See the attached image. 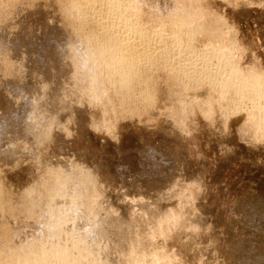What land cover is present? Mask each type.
I'll return each instance as SVG.
<instances>
[{"label":"rangeland","instance_id":"rangeland-1","mask_svg":"<svg viewBox=\"0 0 264 264\" xmlns=\"http://www.w3.org/2000/svg\"><path fill=\"white\" fill-rule=\"evenodd\" d=\"M101 1L96 0V4L99 3L98 6L103 3L102 7H98L101 8V11L95 8L97 7L96 4L94 5L95 0L94 2L93 0L86 2L88 5H84V3L81 5V8L84 7V9L79 16L81 19L84 18V21L82 20L84 23L79 21L80 24L78 23V25L80 29L83 27L81 30L84 33L93 29L92 32L97 33L96 37L98 38V35L104 37L105 33L109 39L111 37L110 40L117 36L114 40L116 43L114 41L108 42L115 47L112 45L113 48H111L109 45L114 50L113 56L121 55L118 58H116L117 56L113 57L119 61L113 60L118 63L120 70L127 66L126 62H121V60L127 61L126 58L128 57L127 63L129 62L130 65L133 59L136 61L134 62L137 65L135 68H142L139 69L140 72L137 70L138 74L145 75L143 77H145L146 86L144 85V87H146L145 90L148 95H151H149L150 101L142 99L141 96L139 97L140 94L137 92L138 95L134 91L130 92L134 98L128 94L120 95L122 97H119L116 103L110 99L99 100L100 102L97 100V102L95 98L84 91V84L87 83L85 80L89 79H86L85 75L81 76L78 70L79 65H75L79 59H74L76 62L74 64V60L71 59L73 58L71 56L73 55V50H71L73 47L72 45L68 46L69 42L66 41L68 39L66 37L72 36L70 32L76 30V27L74 30L72 26L78 22V16L76 18L73 15V17L75 16L72 20L74 23L70 22L69 24H72L70 27L69 24H66L71 21L70 19L67 20L69 15L68 17H66L67 15L64 16V13L68 14L69 11L71 14L73 0H0V36L3 38L6 36L7 40L10 39L11 43L16 44L15 47L19 46L18 49L15 48L18 51L12 50L11 48L14 47L10 46L11 48H5L1 51L2 53L0 52V141L2 142H0V183H3L0 188L1 186L6 187L1 188L6 189L0 193H4L2 196L5 195L3 196L5 201L2 198L3 201L6 202V199H9L7 201L9 205L11 201L14 204L17 196L18 199L16 200L18 201L19 196L23 194L24 190L27 191V188H29L28 190L36 188L42 195H45L48 191L45 186L47 179L53 178V175H56L53 173H58L59 169L64 168L65 173H71V175L64 174L71 179L76 178V176L81 179V176L89 174L94 180L89 177L91 179L90 184L93 186L89 185L87 188L92 189L91 192L93 193L97 189V191L95 190L96 195H94L96 196L95 201L98 200L102 207L99 211L100 216H103L101 218L106 220L108 217L110 218L109 214L111 213L113 214L111 217L115 215L114 218L120 220V215L124 213L122 215H125V218H122L126 222L121 218L123 223L120 222V225L124 223L123 226L129 225L127 227L131 229V235L133 231H136L134 234L140 233V231L145 232L143 235H146V241L154 246V248L152 247L153 251L157 253V262L156 260L151 261L150 258L148 260L147 256V264H264V0H194L193 2L190 0L187 2L186 0H171L175 7L180 10L186 9L182 10L183 13H178L181 16H186L187 10L190 9L191 11V8L193 12L200 9L199 12L201 13H197L198 17L191 20V23L185 24L188 25L187 27L183 25L181 26L182 29L177 28L176 30L175 28V31L172 30L174 27L164 26L159 20V22L154 20L155 23L149 16L143 17L144 15L134 13L130 9L129 11L125 3L119 4L120 7L115 6L116 8L113 10L112 6H110L111 8L108 7L110 5L108 0H105L108 3L104 0L101 3ZM185 3H189L190 6ZM195 3L199 5L197 6ZM186 6L189 8L187 9ZM121 7L122 9H120ZM166 8L170 7L166 6ZM95 13H99L98 16ZM130 14H133V17ZM135 15L141 17L138 19V16ZM201 19L206 22L207 26L211 25L210 28L208 27L209 29L204 25L208 31L202 27L205 23ZM194 20L199 23L201 21V23L199 24ZM129 22H131L130 25ZM136 23L140 28L143 26V29L140 30L148 32L149 40L139 39L137 33L136 36L133 33H128L129 29ZM97 24L100 25V28ZM214 24L219 30L218 32L217 30L214 31L217 34L214 32L211 34ZM218 25H221V28ZM189 28L190 31L192 29L191 32ZM97 30L104 33L98 34ZM174 32H178L179 35L175 33L173 38L170 35H173ZM159 34L163 35L161 40L156 37ZM184 34L189 39L185 38ZM171 38L175 40L170 41ZM96 43L93 46H96ZM164 43L166 47L162 46ZM146 45L150 48L148 49ZM233 46L236 48L234 49ZM127 48L134 49L128 51ZM135 49L137 52L138 50L141 51L137 53ZM115 50L120 51V54ZM123 53L126 54L125 57L122 55ZM133 55L137 57L134 58ZM129 58L133 59L129 61ZM120 62L125 65L123 64V66ZM74 66L75 68H73ZM236 67L238 70H235ZM252 73L262 77H260L262 79L261 88L259 91H255L256 93L253 90H245L244 85L241 87V85L236 84V75L250 76ZM254 74L252 75L255 76ZM98 79L103 91L109 88L110 81L108 79L101 77ZM6 83L12 87H8ZM78 87L80 89L82 87V89L80 90ZM180 91L183 92L180 93ZM260 99L261 101H259ZM31 100L33 101L31 102ZM43 105L50 111V114L51 111L56 113V115L52 113L54 116L51 114L52 120H50L53 122L49 121L44 130L47 136L41 134L36 137L34 133V135L30 134L25 144L29 147L35 145L29 156L27 154L29 152L27 151L28 146L26 145L27 149H25V147L22 148V143H17L16 147L19 151L14 149L13 152L18 154L8 153L9 156L11 155V159L10 157L7 159V156L4 155L5 153L7 155V152L4 153L6 151L4 150L5 146L8 148L11 145V139H14L13 133L8 131L9 127H12L15 119H18L15 121L16 125L20 123L19 119H29L30 117L26 116H32L33 113H36V111L32 113L33 109L37 110L36 106H40L37 111L41 109L42 112L44 110L43 114L48 112ZM260 112L263 113L260 114ZM14 115L17 118H14ZM10 120H13L12 124ZM2 122L6 125L3 126ZM22 122L24 121H21V124ZM3 127L5 128L4 132ZM6 134L9 138L12 136L10 140L8 139L7 145L5 143L7 141ZM34 139L38 141L33 143L35 142ZM12 144L14 145V142ZM17 148L16 150H18ZM23 149L26 153L24 151L22 153ZM31 152H35L37 156L34 155L33 158L34 153ZM14 157L15 160L17 159L16 161L13 160ZM31 170L32 173H30ZM93 173L96 174V178L93 177ZM75 178L70 180L72 182L69 184L72 183V186L74 181L75 186L76 181L82 180ZM149 186L153 189L148 190ZM134 190L137 194L133 192ZM138 190L142 192L138 193ZM79 191L81 192V190ZM97 192H103L104 196L101 197L102 194ZM167 194L170 197L169 195L166 196ZM106 195L107 198H105ZM114 198L118 199V202ZM103 200L106 201V205ZM8 203H6L7 206ZM102 205H105L104 208ZM103 209L107 210L106 212L109 211L108 217ZM184 211L185 213H183ZM32 214H29V218H32H28L29 224L34 221L33 218L35 221L37 219L39 222L41 221L40 213L37 210H34ZM25 220H27L26 217ZM34 222L33 224H35ZM140 224H143L142 228L144 229L141 228ZM5 225L3 229L0 227V238L5 237L2 235L4 233V235H8L7 237L9 234L15 235V224L9 223V225H14V228ZM126 241H122L124 245L128 243ZM0 242L3 243L4 241ZM4 244L10 246L7 241ZM4 244L0 246L2 248L0 252L3 253L10 249V247L4 249L7 247ZM129 250V252H133V246L130 245ZM12 253L9 256L11 260L8 259L7 264L9 260V264H16V255H13L14 261L11 257ZM22 262L19 261L17 264H23L24 262ZM53 262L50 259L38 263L54 264ZM133 262L132 264H136L135 261Z\"/></svg>","mask_w":264,"mask_h":264},{"label":"bare ground","instance_id":"bare-ground-1","mask_svg":"<svg viewBox=\"0 0 264 264\" xmlns=\"http://www.w3.org/2000/svg\"><path fill=\"white\" fill-rule=\"evenodd\" d=\"M4 1V0H3ZM10 1V0H9ZM12 1V0H11ZM92 1V0H91ZM101 0H99V2H100ZM103 1V0H102ZM102 1H101V3H102ZM105 1V0H104ZM103 1V2H104ZM107 1V0H106ZM105 1V2H106ZM109 1V3H110V5L108 6V7H110V6H112V8H113V10H114V8H116L115 6H117L118 5V7H120L119 6V4H121V5H123L122 3H125L126 4V6H127V8H128V10L130 9V10H132V11H134V13L136 12V13H138V14H140V15H144L143 17H145V15H146V17H151V19L154 21V20H156L157 22H159V21H161L162 22V24L165 26V25H167V26H170V27H174V29H172L173 31H175V28H176V30H177V28H180V29H182L181 28V26H186L185 24H187L188 22H190L191 20H193V19H195L196 17H198V14L197 13H200L199 11H200V9H198V11H196V12H193L192 11V8H191V11H190V9H188L189 7L188 6H190V4L189 3H187L188 4V6H186V8L188 9L187 10V15L186 16H181L180 14H178L179 12H182V10H184L185 8H183L182 10H180L178 7H175L174 6V4L172 5V3L171 2H173V1H171V0H148V1H145V0H108ZM190 1H194V0H190ZM28 2V1H27ZM65 2V1H64ZM71 2V1H70ZM69 2V3H70ZM86 2H90V0H73V2H72V6H71V4H70V6H71V8H72V12H71V14H69L70 13V11H69V13L67 14H65L64 13V16L65 15H67L66 17H68V15H69V18L67 19V20H71V21H66V22H68V23H66V24H69L70 22H73L72 20H74V18H75V16H76V18H77V16H78V18L80 17L79 15H80V12H82L83 13V11H82V9H84V7L83 8H81V5L84 3V5L86 4V5H88ZM93 2H94V0H93ZM184 2V1H183ZM186 2H187V0H186ZM189 2V1H188ZM196 2V1H195ZM97 2H96V0H95V3H94V5L96 4ZM100 3V4H101ZM106 3H108V2H106ZM175 3V2H174ZM176 3H178V2H176ZM181 3V2H180ZM197 3V2H196ZM195 3V4H196ZM4 4V3H3ZM2 4V5H3ZM68 4V3H67ZM91 5H92V2L90 3ZM99 4V3H98ZM98 4H96V6L97 7H95V8H98L99 6H101V5H99L98 6ZM186 4V3H185ZM186 4V5H187ZM83 5V6H84ZM108 5V4H107ZM193 5V4H192ZM191 5V6H192ZM197 5V4H196ZM199 5V4H198ZM197 5V6H198ZM6 6V5H5ZM166 6H169L170 8H166ZM179 6H181V4H179ZM184 6V5H183ZM69 7V6H68ZM68 7H66V8H68ZM89 7V6H88ZM91 7V6H90ZM89 7V8H90ZM102 7V6H101ZM4 8V7H3ZM7 8V7H6ZM70 8V9H71ZM87 8V7H86ZM103 8H105V7H103ZM111 8V7H110ZM166 8V9H165ZM182 8V7H181ZM88 9V8H87ZM99 9V8H98ZM101 9V8H100ZM99 9V10H100ZM107 9V8H106ZM118 9V8H117ZM120 9H122V7L120 8ZM7 10V9H6ZM65 10V9H64ZM67 10V9H66ZM65 10V11H66ZM125 10V9H124ZM127 10V9H126ZM125 10V11H126ZM129 10V11H130ZM179 10V11H178ZM186 10V9H185ZM101 11V10H100ZM105 11V10H104ZM116 11V10H115ZM86 12H88L87 10H86ZM86 12H84V13H86ZM112 12V11H111ZM110 12V13H111ZM114 12V11H113ZM119 12V14H120V10L118 11ZM117 12V13H118ZM9 13V12H8ZM122 13V12H121ZM125 13V12H124ZM132 13V12H131ZM183 13V12H182ZM5 14V13H4ZM3 14V15H4ZM77 14V15H76ZM95 14H97V13H95ZM99 14V13H98ZM98 14H97V16H98ZM112 15H113V13H111ZM201 14V13H200ZM203 14V13H202ZM63 15V14H62ZM73 15H75L74 17H73ZM88 15V14H87ZM86 15V16H87ZM105 15V14H104ZM123 15V14H122ZM125 15H127V14H125ZM131 15V14H130ZM133 15V14H132ZM131 15V16H132ZM7 16V15H6ZM63 16V17H64ZM82 16V15H81ZM91 16V15H90ZM96 16V15H95ZM103 16V15H102ZM114 16V15H113ZM135 16H138V15H135ZM134 16V17H135ZM200 16V15H199ZM202 16V15H201ZM200 16V17H201ZM217 16V15H216ZM215 16V17H216ZM8 17V16H7ZM6 17V18H7ZM65 17V18H66ZM88 17V16H87ZM87 17H85L86 19H87ZM93 17V16H92ZM125 17V16H124ZM127 17V16H126ZM130 17V16H129ZM133 17V16H132ZM139 17H141V16H138V19H139ZM73 18V19H72ZM77 18V20H78V22L77 23H74L75 25L74 26H72V24L70 25L69 24V26L71 27L72 26V29H74L75 27V32H70V34L72 35L71 37L69 36V37H66V41H67V43L69 44L68 46H70V45H72V47H73V49H71V50H73L72 52L70 51V54L72 53L73 55H71L73 58H71L72 60H74V59H79V61L77 60V62L78 63H76L75 62V60H74V64L76 65V66H78V70H79V72L81 73V76L83 77V75H85L86 76V79H89V80H85L86 82V85L84 84V86H85V88H84V91L87 93V94H89L90 96H92L93 98H95L96 99V101L98 100H103V99H110V100H112V101H115V103H116V101H117V99H119V97H122V96H120V95H128V94H130V92H134V93H137L138 95H139V97L141 96L142 97V99H146V100H149L150 101V96L148 95V93L146 92V87H144V85L146 84L145 82V77H143V76H145V75H141L142 73H140V74H138V72H140V70L142 69H140V68H135V66H137L136 64H134V62H136V61H134V59L133 58H131V59H133V62H132V64L134 65H130V64H128L127 63V61H128V57L126 58V60L127 61H124V60H121V62L123 61V62H126V64H127V66H125V67H120L121 68V70L118 68L119 67V65H118V63H115L116 61H114V60H117V59H114L113 57H116V58H118V56H121V55H115V56H113V51L114 50H112L111 48H113L114 47V45H113V47H112V45L111 44H109V43H112L114 40H116V38H117V36H116V38L114 39V38H112V40H110L111 39V37H110V39L108 38V35L106 36V33H105V35H104V37H101V35H98L99 36V38L98 37H96L97 36V33L95 34V32L93 33L92 32V30L91 31H88V32H83L81 29L83 28H81L80 29V27H79V25H78V23H79V21H82L83 19H81V17H80V19H78ZM101 18V17H100ZM99 18V19H100ZM136 18V17H135ZM119 19V18H118ZM142 19H146V18H142ZM200 19V18H199ZM205 19V18H204ZM217 19V18H216ZM89 20V19H88ZM95 20V19H94ZM102 20V19H101ZM120 20V19H119ZM126 20V19H125ZM129 20V19H128ZM127 20V21H128ZM144 20H142V22H145ZM150 20V19H149ZM159 20V21H158ZM202 20V19H201ZM219 21H220V19H218ZM84 21V20H83ZM82 21V22H83ZM110 21V20H109ZM126 21V22H127ZM132 21V20H131ZM135 21V20H134ZM136 21H137V19H136ZM141 21V20H140ZM147 21V20H146ZM152 21V22H153ZM195 21V20H194ZM193 21V22H194ZM203 21V20H202ZM214 21V20H213ZM216 21V20H215ZM218 21V22H219ZM76 22V21H75ZM86 22V21H85ZM107 22V21H106ZM106 22H104V23H106ZM112 22V21H111ZM149 22V21H148ZM151 22V21H150ZM155 22V21H154ZM154 22L152 23V24H154ZM195 22H198V21H195ZM65 23V22H64ZM84 23V22H83ZM99 24H100V22H98ZM101 23H102V21H101ZM113 23V22H112ZM138 23V22H137ZM136 23V25H134L133 27H131L130 29H129V31H128V33L130 34H136L137 33V35L139 36V39H143V40H149V34H148V32L146 33V32H144V30L142 31V30H140L141 28L139 27V25ZM141 23V22H140ZM156 23V22H155ZM191 23V22H190ZM199 23V22H198ZM200 23H201V21H200ZM199 23V24H200ZM203 23H205V24H203ZM203 26L202 27H204V28H210L211 27V25L210 26H207V24H206V22H204L203 21ZM80 24V23H79ZM86 24V23H85ZM84 24V25H85ZM121 24V23H120ZM131 24V22H129V25ZM161 24V25H162ZM201 24V25H202ZM209 24H211V23H209ZM218 24V23H217ZM216 24V25H217ZM220 24H222V23H220ZM98 25V24H97ZM101 25V24H100ZM100 25H98V27L100 26ZM108 25V24H107ZM128 24H127V26H129ZM138 25V26H137ZM145 25H148V24H145ZM161 25H159V26H161ZM192 25V24H191ZM194 25V24H193ZM206 27H205V26ZM61 26H62V24H61ZM105 26V25H104ZM120 26V25H119ZM132 26V25H131ZM188 26V25H187ZM186 26V27H187ZM195 26V25H194ZM193 26V27H194ZM196 26H197V23H196ZM213 26V25H212ZM219 26V25H218ZM217 26V27H218ZM221 26V25H220ZM219 26V27H220ZM112 27V26H111ZM130 27V26H129ZM148 27V26H147ZM191 27V26H190ZM201 27V28H202ZM218 27V28H219ZM64 28V27H63ZM66 28H67V26H66ZM100 28V27H99ZM120 28V27H119ZM160 28V27H159ZM163 28V27H162ZM168 28V27H167ZM192 28V27H191ZM206 28V29H207ZM208 28V29H209ZM215 28V29H214ZM214 28H212L213 30L211 31L212 33L211 34H213V32L215 31V30H217L216 29V26H215V24H214ZM221 28V27H220ZM68 29V28H67ZM70 29V28H69ZM95 29H96V27H95ZM94 29V30H95ZM143 29V28H142ZM146 29V28H145ZM194 29V28H193ZM196 29V28H195ZM200 29V28H199ZM208 29H207V31H208ZM73 30V31H74ZM103 30V29H102ZM105 30V29H104ZM103 30V31H104ZM120 30V29H119ZM147 30V29H146ZM168 30V29H167ZM179 30V29H178ZM66 31V30H65ZM69 31V30H68ZM72 31V30H71ZM106 31V30H105ZM113 31V30H112ZM156 31V30H155ZM169 31V30H168ZM173 31H171V32H173ZM189 31H190V28H189ZM191 31H192V29H191ZM190 31V32H191ZM197 31H198V33H199V30H198V27H197ZM219 30H217V32H218ZM227 32H228V30H226ZM67 32V31H66ZM97 32H98V30H97ZM107 32V31H106ZM127 32V31H126ZM179 32V31H178ZM178 32H174V33H172L173 35H170V36H172L173 38H174V35H176V34H178ZM188 32V31H187ZM186 32V33H187ZM210 32V31H209ZM209 32H207V33H209ZM216 32V31H215ZM214 32V34H217V33H215ZM221 32V31H220ZM219 32V33H220ZM103 34L104 32H101V31H99L98 32V34ZM176 33V34H175ZM179 33H181V32H179ZM226 33V32H225ZM69 34V33H68ZM116 34V33H115ZM114 34V35H115ZM125 34V33H124ZM123 34V35H124ZM221 34V33H220ZM223 34V33H222ZM62 35H63V33H62ZM117 35V34H116ZM133 35V36H134ZM152 35V34H151ZM179 35V34H178ZM177 35V36H178ZM190 35H192L191 33H190ZM196 35V34H195ZM24 36V35H23ZM64 36V35H63ZM66 36H68V35H66ZM103 36V35H102ZM110 36H112L111 34H110ZM122 36V35H121ZM121 36H119L120 38H121ZM127 36V35H126ZM136 36V35H135ZM163 36V35H162ZM162 36H161V34H159V35H157L156 37H159V39L160 38H162ZM181 36V35H180ZM184 36H185V34H184ZM212 36H215V35H212ZM211 36V37H212ZM224 36V35H223ZM65 37V36H64ZM101 37V38H100ZM165 37V36H164ZM166 37H168V36H166ZM182 37V36H181ZM189 37V36H188ZM192 37V36H191ZM194 37V36H193ZM218 37H219V35H218ZM7 37L5 36V38H3L2 36H0V52L3 50V49H5V48H8V47H14V48H11L12 50L13 49H15L16 47H17V49L19 48V46L17 45L16 47H15V45L16 44H14V43H11L10 42V39H6ZM9 38V37H8ZM97 38V39H96ZM129 38V37H128ZM135 38V37H134ZM173 38H171V40L170 41H174L175 39H173ZM185 38H187L186 36H185ZM17 39V38H16ZM124 39V38H123ZM168 39V38H167ZM187 39H189V38H187ZM186 39V40H187ZM12 40H15V39H12ZM51 40V39H50ZM55 40H57V39H55ZM128 40V39H127ZM161 40V39H160ZM166 40V39H165ZM164 40V41H165ZM191 40H193V39H191ZM230 40V39H229ZM228 40V41H229ZM65 41V42H66ZM110 41H112V42H110ZM227 41V42H228ZM15 42H17L16 40H15ZM61 42V41H60ZM96 43L97 45L96 46H93V44L94 43ZM109 42V43H108ZM120 42H123V41H121L120 40ZM128 42V41H127ZM177 42V41H176ZM180 42V41H179ZM182 42V41H181ZM187 42H189V41H187ZM236 42V41H235ZM10 43H11V45H10ZM55 43V42H54ZM53 43V44H54ZM59 43V42H58ZM114 43H116L115 41H114ZM168 43V42H167ZM170 43H172V42H170ZM174 43V42H173ZM190 44H192L191 42H189ZM13 44H14V46H13ZM17 44H19V43H17ZM51 44V43H50ZM182 44V43H181ZM185 44H186V41H185ZM188 44V43H187ZM25 45V44H24ZM61 45V44H60ZM95 45V44H94ZM109 45H111V48L109 47ZM118 45V44H117ZM121 45H123V44H121ZM157 45V44H156ZM166 44L164 43L162 46H164V47H166L165 46ZM230 45V44H229ZM231 45H233V44H231ZM235 45V44H234ZM116 46V45H115ZM129 46V45H128ZM127 46V47H128ZM147 46V45H146ZM189 46V45H188ZM192 46V45H191ZM223 46V45H222ZM27 47V46H26ZM41 47V46H40ZM117 47V46H116ZM123 47H125V46H123ZM133 47V46H132ZM143 47V46H142ZM178 47H180V46H178ZM234 47V46H233ZM233 47H232V49H233ZM238 47V46H237ZM9 48V49H10ZM115 48V47H114ZM118 49H120L119 47H117ZM116 48V49H117ZM138 48V47H137ZM140 48V47H139ZM147 48H148V46H147ZM150 48V47H149ZM148 48V49H149ZM163 48V47H162ZM217 48V47H216ZM221 48V47H220ZM224 48V47H223ZM236 48V46L234 47V49ZM239 48V47H238ZM17 49H15L16 51H18ZM53 49H55V48H53ZM126 49V48H125ZM128 49V48H127ZM132 49H134V48H132ZM132 49H128V51L129 50H132ZM159 49V48H158ZM189 49V48H188ZM241 49V48H240ZM239 49V50H240ZM11 50V51H12ZM136 50V49H135ZM176 50V49H175ZM187 50V49H186ZM229 50V49H228ZM115 51H117V50H115ZM122 51V50H121ZM123 51H124V49H123ZM141 50H138V52H137V50H136V52L137 53H139ZM185 51V50H184ZM15 52V51H14ZM119 52V54H120V51H117V53ZM132 52V51H131ZM207 52V51H206ZM214 52V51H213ZM237 52H238V49H237ZM2 53V52H1ZM21 53V52H20ZM65 53H67V52H65ZM175 53V52H174ZM218 53V52H217ZM222 53H224V52H222ZM234 53H235V51H234ZM15 54H18V53H15ZM22 54V53H21ZM24 54V53H23ZM126 54H127V51H126ZM126 54H122L124 57H125V55ZM131 54V53H130ZM133 54V53H132ZM131 54V55H132ZM141 54V53H140ZM179 54V53H178ZM3 55V54H2ZM25 55V54H24ZM23 55V56H24ZM128 55V54H127ZM137 55V54H136ZM135 55V56H136ZM139 55V54H138ZM142 55V54H141ZM151 55V54H150ZM164 55H166V54H164ZM205 55V54H204ZM213 55V54H212ZM70 56V57H71ZM135 56L133 55L132 57H134L135 58ZM145 56H146V53H145ZM172 56H174V55H172ZM200 56V55H199ZM219 56H220V54H219ZM230 56V55H229ZM239 56V55H238ZM78 57V58H77ZM137 57V56H136ZM165 57V56H164ZM28 58V57H27ZM120 58H122V57H120ZM144 58V57H143ZM212 58V57H211ZM4 59V58H3ZM15 59V58H14ZM20 59V58H19ZM62 59H63V57H62ZM114 59V60H113ZM123 59V58H122ZM131 59L129 58V61H131ZM153 59V58H152ZM167 59V58H166ZM177 59V58H176ZM136 60V59H135ZM173 60V59H172ZM207 60V59H206ZM2 61V60H1ZM7 61V60H6ZM117 61H119V60H117ZM163 61V60H162ZM230 61H231V59H230ZM14 62V61H13ZM17 62H18V59H17ZM40 62V61H39ZM66 62V61H65ZM120 62V64H122ZM139 62V61H138ZM187 62V61H186ZM207 62H208V60H207ZM143 63V62H142ZM147 63V62H146ZM153 63V62H152ZM236 63V62H235ZM5 64V63H4ZM11 64V63H10ZM78 64V65H77ZM124 64V63H123ZM122 64V65H123ZM190 64V63H189ZM195 64V63H194ZM42 65V64H41ZM118 65V66H117ZM125 65V64H124ZM123 65V66H124ZM138 65H139V63H138ZM144 65V64H143ZM150 65V64H149ZM180 65V64H179ZM191 65V64H190ZM258 65V64H257ZM121 66V65H120ZM141 67H143L142 65H140ZM148 66V65H147ZM178 66V65H177ZM182 66V65H181ZM225 66H227V65H225ZM233 66H235V65H233ZM232 66V67H233ZM20 67V66H19ZM33 67V66H32ZM139 67V66H138ZM145 67V66H144ZM191 67V66H190ZM190 67H188V68H190ZM11 68V67H10ZM73 68H75V66L73 67ZM77 68V67H76ZM164 68V67H163ZM194 68V67H193ZM192 68V69H193ZM206 68H207V66H206ZM234 68V67H233ZM252 68V67H251ZM12 69V68H11ZM140 69V70H139ZM195 69V68H194ZM237 69V67L235 68V70ZM22 70V69H21ZM77 70V69H76ZM137 70H138V72H137ZM179 70V69H178ZM222 70V69H221ZM232 70V69H231ZM234 70V69H233ZM238 70V69H237ZM257 70V69H256ZM22 71H24V70H22ZM146 71V70H145ZM171 71V70H170ZM26 72H27V70H26ZM76 72V71H75ZM142 72V71H141ZM173 72V71H172ZM171 72V73H172ZM191 72V71H190ZM194 72V71H193ZM232 73H233V71H231ZM256 72V71H255ZM32 73V72H31ZM31 73H29V74H31ZM183 73V72H182ZM187 73V72H186ZM207 73V72H206ZM231 73V74H232ZM238 73H241V72H238ZM237 73V74H238ZM262 73V72H261ZM20 74H21V72H20ZM143 74H145V73H143ZM156 74V73H155ZM166 74V73H165ZM236 74V73H235ZM234 74V75H235ZM248 74H249V72H248ZM252 74H254V73H252ZM250 75V76H248V75H246V76H237L236 75V80H237V83L236 84H239V85H241V87H242V85H244V87L246 88L245 90H253V92H255V91H259V89L261 88L260 86H261V76H258V75H256V74H254L255 76H253V75ZM173 75V74H172ZM201 75V74H200ZM230 75V74H229ZM233 75V76H234ZM74 76V75H73ZM76 76V75H75ZM79 76V75H78ZM84 76V77H85ZM196 76V75H195ZM231 76V75H230ZM104 78V79H108L109 81H110V86H109V88H107V89H109V90H105V91H103L102 89H101V87H102V85H101V83L99 82L100 80L98 79V78ZM261 77V78H260ZM80 78V77H79ZM150 78V77H149ZM228 78H230V77H228ZM101 79V80H102ZM152 79V78H151ZM233 79V78H232ZM232 79H230L231 81H232ZM107 80V81H108ZM154 80V79H153ZM89 81V82H88ZM200 81V80H199ZM105 82H106V80H105ZM148 82V81H147ZM201 82V81H200ZM204 82V81H203ZM233 82H235L234 80H233ZM263 82V81H262ZM8 83V82H7ZM6 83V84H7ZM107 83H109V82H107ZM229 83V82H228ZM264 83V82H263ZM81 84V83H80ZM8 85V84H7ZM182 85V84H181ZM196 85V84H195ZM224 85V84H223ZM232 85V84H231ZM263 85V84H262ZM17 86V85H16ZM77 86H79V85H77ZM146 86V85H145ZM155 86V85H154ZM158 86V85H157ZM5 87H6V85H5ZM8 87H10V85H8ZM12 87V86H11ZM10 87V88H11ZM15 87V86H14ZM104 87V86H103ZM239 87V86H238ZM16 88V87H15ZM79 89H80V87H78ZM149 88V87H148ZM184 88V87H183ZM76 89V88H75ZM81 89H82V87H81ZM80 89V90H81ZM177 89V88H176ZM200 89V88H199ZM237 89V88H236ZM242 89V88H241ZM263 89V88H262ZM15 90V89H14ZM151 90V89H150ZM264 90V89H263ZM78 91V90H77ZM83 91V90H82ZM83 91V92H84ZM174 91V90H173ZM194 91V90H193ZM74 92V91H73ZM79 92V91H78ZM84 92V93H85ZM183 91H180V93H182ZM262 92V91H261ZM264 92V91H263ZM262 92V93H263ZM10 93H12V92H10ZM76 93V92H75ZM153 93V92H152ZM186 93V92H185ZM196 93V92H195ZM234 93V92H233ZM256 93V92H255ZM254 93V94H255ZM258 93V92H257ZM262 93H258V94H262ZM13 94V93H12ZM32 94V93H31ZM34 94V93H33ZM62 94V93H61ZM154 94V93H153ZM226 94V93H225ZM236 94V93H235ZM241 94V93H240ZM57 95V94H56ZM131 96L133 95V94H130ZM195 95V94H194ZM198 95H200V94H198ZM29 96H31V95H29ZM33 96V95H32ZM60 96V95H59ZM153 96V95H152ZM205 96V95H204ZM255 96V95H254ZM259 96V95H258ZM257 96V97H258ZM261 96V95H260ZM259 96V97H260ZM56 97V96H55ZM124 98H126V96H123ZM129 97V96H128ZM133 97V96H132ZM138 97V96H137ZM196 97V96H195ZM257 97H255L256 99H257ZM30 98H32V97H30ZM41 98V97H40ZM123 98V99H124ZM134 98V97H133ZM132 98V99H133ZM136 98V97H135ZM194 98V97H193ZM198 98V97H197ZM262 98V97H261ZM36 99V98H35ZM55 99V98H54ZM60 99V98H59ZM92 99V98H91ZM121 99V98H120ZM128 99H130V98H128ZM142 99H140V100H142ZM28 100H29V97H28ZM56 100V99H55ZM89 100V99H88ZM122 100V99H121ZM126 100V99H125ZM245 100V99H244ZM262 100H263V98H262ZM33 100H31V102H32ZM40 100H38V102H39ZM54 101V100H53ZM58 101V100H57ZM97 101V102H98ZM109 101V100H108ZM120 101V100H119ZM127 101V100H126ZM130 101V100H129ZM132 101V100H131ZM259 101H261V99L259 100ZM30 102V103H31ZM41 102V101H40ZM89 102V101H88ZM100 102V101H99ZM104 102H105V100H104ZM121 102V101H120ZM142 102V101H141ZM164 102V101H163ZM168 102V101H167ZM42 103V102H41ZM62 103H64L63 102V100H62ZM102 103V102H101ZM118 103V102H117ZM123 103V102H122ZM126 103V102H125ZM136 103V102H135ZM44 104V103H43ZM53 104V103H52ZM52 104H50V105H52ZM119 104V103H118ZM133 104V103H132ZM259 104H261V103H259ZM38 105V104H37ZM46 105V104H45ZM61 105V104H60ZM63 105V104H62ZM61 105V106H62ZM120 105V104H119ZM182 105V104H181ZM48 106H49V104H48ZM57 106H58V104H57ZM67 106V105H66ZM124 106V105H123ZM145 106V105H144ZM170 106V105H169ZM183 106V105H182ZM187 106V105H186ZM259 106V105H258ZM262 106V105H261ZM264 106V105H263ZM262 106V107H263ZM38 106H36V109L38 110L39 109V107L37 108ZM43 107H45L44 105H43ZM42 106H41V108H43ZM51 107V106H50ZM49 107V108H50ZM65 107V106H64ZM155 107V106H154ZM179 107V106H178ZM177 107V108H178ZM251 107V106H250ZM262 107H260V108H262ZM34 108H35V106H34ZM63 108V107H62ZM122 108V107H121ZM151 108V107H150ZM167 108V107H166ZM186 108V107H185ZM200 108V107H199ZM237 108V107H236ZM44 109V108H43ZM45 109L46 110H48L46 107H45ZM68 109V108H67ZM141 109V108H140ZM189 109V108H188ZM25 110V109H24ZM37 110H35V109H33V111H32V113L34 112V111H36V113H33L32 114V116L31 115H29V116H26V114H25V116L26 117H32L31 119L29 118V119H26V118H21V119H23V120H20L19 119V122L20 123H18V125H16L17 123L15 122L16 120L18 121V119H15L14 121H13V123L14 124H12V121H11V126L12 127H9V132L10 133H13V137H14V139L12 140L11 138H12V136H10V138H9V136H7V134H6V137H7V141L5 142L6 143V145L8 144L7 142H9V140L11 139V141L12 142H14V145L12 144V142H10L11 143V145H9L8 146V148H10V149H8V148H6V146H5V149L4 150H6V151H4V153L5 152H7V155H6V153L4 154L5 156H7L6 158L8 159V157H10L9 156V154H11V153H14L15 155H17L18 153H15V152H13L14 151V149H15V151H19V149L16 147L17 146V143H22L23 144V147L22 148H24L25 147V149H27L26 148V145L27 144H25L26 143V140L28 141V136H30V134H35V136L37 137L38 135L40 136L41 134L43 135L44 134V136L46 135L45 133H44V130L46 129V127H47V124L49 123V121L50 122H53V121H51L52 120V117H51V114L54 112V111H51V114H50V111L48 110V112H47V114H46V112L43 114L42 112H44V110H42V112L39 110V111H37ZM52 110V109H51ZM63 110H64V108H63ZM139 110V109H138ZM207 110H208V108H207ZM261 110V109H260ZM31 111V110H30ZM168 111V110H167ZM182 111V110H181ZM26 112V111H25ZM41 112V113H40ZM64 112H66L65 110H64ZM129 112V111H128ZM139 112V111H138ZM206 112V111H205ZM259 112V111H258ZM145 113V112H144ZM183 113H185V112H183ZM190 113V112H189ZM209 113V112H208ZM263 113V112H262ZM261 112H260V114H262ZM18 114V113H17ZM30 114V113H29ZM53 114H55L56 115V113H53ZM52 114V115H53ZM127 114V113H126ZM19 115V114H18ZM66 115V114H65ZM131 115V114H130ZM141 115V114H140ZM182 115V114H181ZM13 116V115H12ZM15 116V115H14ZM54 116V115H53ZM132 116V115H131ZM154 116V115H153ZM180 116V115H179ZM260 116V115H259ZM20 117H22V116H20ZM19 117V118H20ZM24 117V116H23ZM58 117V116H57ZM121 117V116H120ZM256 117V116H255ZM14 118H17V116H15ZM132 118V117H131ZM150 118V117H149ZM171 118V117H170ZM257 118V117H256ZM259 118V117H258ZM13 119V118H12ZM35 119H37V120H35ZM51 119V120H50ZM54 120L56 119L55 117L53 118ZM138 119V118H137ZM260 119V118H259ZM63 121L65 120V118L64 119H62ZM125 120V119H124ZM184 120V119H183ZM252 120V119H251ZM21 121H24V122H22V124H21ZM33 121H35L34 123H33ZM56 122V121H55ZM178 122V121H177ZM16 123V124H15ZM105 123V122H104ZM183 123H185V122H183ZM250 123V122H249ZM2 124H4L3 126H5L6 124L5 123H3L2 122ZM21 124V125H20ZM56 124V123H55ZM61 124V123H60ZM252 124V123H251ZM254 124V123H253ZM13 125H15V126H13ZM56 126V125H55ZM256 126V125H255ZM1 127V126H0ZM257 127V126H256ZM4 128V127H3ZM49 129V128H48ZM5 131V128H4V130H3V132ZM244 131V130H243ZM251 131V130H250ZM46 133H48V132H46ZM33 134V135H34ZM3 135V134H2ZM1 135V136H2ZM251 135V134H250ZM47 136V135H46ZM45 136V137H46ZM6 137H5V140H6ZM32 138H34V136H32ZM42 138V137H41ZM1 139H2V137H1ZM9 139V140H8ZM43 139V138H42ZM46 139V138H45ZM44 139V140H45ZM36 139H34V141H35ZM4 141V140H3ZM31 141H33L32 139H31ZM38 141V140H37ZM37 141H35V142H33V143H36ZM42 141V140H41ZM1 142V141H0ZM2 143V142H1ZM0 143V144H1ZM9 143V144H10ZM32 143V142H31ZM4 144V143H3ZM18 144V145H19ZM28 144H29V142H28ZM41 144V143H40ZM13 145V147H10V146H12ZM35 145V144H34ZM33 145V146H34ZM28 146V145H27ZM33 146H31L30 145V147H33ZM37 146V145H36ZM29 146H28V150L27 151H29L27 154H28V156H29V154H30V151H33L34 150V147L31 149ZM38 147H39V144H38ZM41 147V146H40ZM43 147V146H42ZM4 148V147H3ZM16 148L18 149V150H16ZM19 148H20V145H19ZM21 148V149H22ZM8 149V150H7ZM25 149H23L22 150V153H23V151H24V153H26L25 152ZM31 149V150H30ZM1 150V149H0ZM37 150V149H36ZM9 151V152H8ZM2 152V151H1ZM39 152V151H38ZM3 153V152H2ZM9 153V154H8ZM21 153V154H22ZM31 153H34L33 154V158L35 157L34 155H36L35 154V152H31ZM152 153V152H151ZM1 154V153H0ZM27 154H26V156H27ZM152 154H154V153H152ZM23 155V154H22ZM40 155V154H39ZM2 156H3V154H2ZM30 156H32V155H30ZM37 156V155H36ZM4 157V156H3ZM2 157V158H3ZM18 157V156H17ZM32 158V159H33ZM1 159V158H0ZM10 159H11V157H10ZM13 160H15V157H14V159ZM17 160V159H16ZM15 160V161H16ZM25 160V159H24ZM35 160V159H34ZM39 160V159H38ZM3 161V160H2ZM5 161V160H4ZM7 161V160H6ZM5 161V162H6ZM12 161V160H11ZM14 162V161H13ZM35 162V161H34ZM14 163H16V162H14ZM66 163V162H65ZM12 164V163H11ZM17 164V163H16ZM30 164V163H29ZM37 164V163H36ZM41 164V163H40ZM46 164V163H45ZM15 165V164H14ZM23 165V164H22ZM32 165H33V163H32ZM51 165V164H50ZM56 165H58V164H56ZM61 165V164H60ZM63 165V164H62ZM43 166V165H42ZM77 166V165H76ZM44 167V166H43ZM15 168V167H14ZM47 168V167H46ZM72 168V167H71ZM70 168V169H71ZM74 168H76V167H74ZM17 169V168H16ZM19 169V168H18ZM25 169H27V168H25ZM30 169V168H29ZM43 169V168H42ZM51 169H53V168H51ZM65 169H67V168H65ZM73 169V168H72ZM77 169V168H76ZM33 170V169H32ZM32 170H31V172L30 173H32ZM58 170V169H57ZM63 172H62V171ZM79 170V169H78ZM88 170V169H87ZM92 170H93V168H92ZM174 170V169H173ZM7 171V170H6ZM21 171V170H20ZM30 171V170H29ZM66 171V170H65ZM68 171V170H67ZM71 171V170H70ZM73 171V170H72ZM71 171V172H72ZM76 171V170H75ZM81 171H82V169H81ZM85 171V170H84ZM58 173H53V174H56L55 176L53 175V174H51V175H53V178H51V179H47V183H46V187H47V193H45V195H42L41 194V192H39L38 191V189H31V190H28L29 188H27V191H25L24 190V192H23V194L22 195H20L19 196V200L17 201L16 199H18V196H17V198L14 200V204H13V202L11 201V203L13 204H11L10 203V205H9V203L7 202L8 200L6 199V202H4L5 201V199H4V197L3 196H5V195H3L2 196V194H4V193H2V194H0L1 196V202H0V227H2V229H3V226H6L5 224H7L8 226H14V225H9V223H11V224H15V228H14V231H16V233H15V235H12L11 236V234H9V237H7L8 235H4V234H2L3 236H5V237H1L0 239V241H7L9 244H10V246H7V245H5L4 244V242L2 243V242H0V246H1V244L3 245L4 244V246H7V247H3L4 249H8L9 247H10V249H8L7 251H5V250H3V251H5L4 253L3 252H0V264H7V260L8 259H10L11 260V258L9 257L10 256V254L12 253V255H11V257L13 258L14 256L13 255H16L14 258H15V260L17 259V261L19 262H21V261H23L22 263L23 264H35V263H38V262H44V260H52V262L54 263V264H129L131 261L133 262V261H135V263L136 264H147L146 262L149 260V258H150V260L151 261H155L156 260V257H157V253L155 252V251H153V248H154V246L153 245H150L151 243H148L146 240H147V238H145V236L146 235H143L145 232H143V231H140V233L139 232H137V234H134V232H136V231H133V234L131 235V229H129L127 226H129V225H127V226H123V225H120V222H122L123 223V220L125 221V215L123 216L122 214H124V213H122L121 215H120V217L118 216V214H117V216L120 218V220L119 219H115L114 218V216L113 217H111L113 214H109V216H110V218L108 217V215H107V213H109V211L108 212H106L105 211V209H103L104 211H105V214H106V216L108 217L106 220H103L101 217H103V216H100L101 214L99 213V211H100V208H102L101 207V204L99 205V202H98V200H96L95 201V198H96V191H97V189H95V188H93V189H95L94 190V193L93 192H91V190H90V188H87V186H89V185H92L93 186V184H90V181H91V179H92V176L90 177V175L89 174H86V171H85V174L88 176H85L84 174V176H81V179L80 178H77V176H76V178L78 179V180H81V181H83V182H81V181H76L77 182V184H75V186H74V183H75V181L73 182V186L71 185V184H69L70 182H72V181H70V180H73V178H75V177H73L72 179L68 176L69 174L71 175V173H68V172H66L68 175H64V174H66L65 172H64V168L63 169H59V171H57ZM92 172V171H91ZM49 173V172H48ZM77 173H78V171H77ZM95 173V172H94ZM93 173V177H95L96 176V174H94ZM21 174V173H20ZM75 174V173H74ZM82 174V173H81ZM80 174V175H81ZM98 174V173H97ZM5 175V174H4ZM18 175V174H17ZM17 175H16V177H17ZM23 175V174H22ZM26 175V174H25ZM77 175H79V174H77ZM79 175V176H80ZM48 176V175H47ZM75 176V175H74ZM99 176H100V174H99ZM99 176L97 175V178H99ZM166 176V175H165ZM5 177V176H4ZM12 177V176H11ZM40 177V176H39ZM72 177V176H71ZM91 179H90V178ZM161 177V176H160ZM18 178V177H17ZM44 178V177H43ZM75 178V179H76ZM96 178V177H95ZM1 179H2V177H1ZM45 179V178H44ZM76 179V180H77ZM159 179V178H158ZM11 180V179H10ZM9 180V181H10ZM18 180V179H17ZM92 180H94V179H92ZM30 181H32V180H30ZM29 181V183H31ZM39 181V180H38ZM43 181V180H42ZM45 181V180H44ZM43 181V182H44ZM163 181V180H162ZM1 182V181H0ZM41 182V181H40ZM78 182H80V183H78ZM89 182V183H88ZM10 183H11V181H10ZM9 183V184H10ZM20 183V182H19ZM34 184H35V181L33 182ZM39 183V182H38ZM86 183V184H85ZM87 183H88V185H87ZM95 183V182H94ZM3 184V183H2ZM1 183H0V185H2ZM7 184V183H6ZM33 184V185H34ZM79 184H82V185H79ZM172 184H174V183H172ZM21 185V184H20ZM27 185V184H26ZM29 185V184H28ZM42 185V184H41ZM101 185V184H100ZM132 185V184H131ZM7 186V185H6ZM36 186V185H35ZM35 186H33V187H35ZM45 186H44V188H45ZM173 186V185H172ZM14 187V186H13ZM17 187H18V185H17ZM30 187H32L31 186V184H30ZM37 188H38V186H36ZM42 186H40V188H41ZM150 187V186H149ZM156 187V186H155ZM1 188H6V187H4V186H1ZM0 188V193L1 192H4L5 190H3V189H1ZM10 188H12L11 186H10ZM16 188V187H15ZM43 188V187H42ZM68 188H70V190H68ZM9 189V188H8ZM8 189H7V191H8ZM12 189H14V188H12ZM23 189V188H22ZM25 189H26V187H25ZM131 189V188H130ZM147 189V188H146ZM153 189V188H152ZM151 189V187L148 189V190H152ZM171 189V188H170ZM2 190V191H1ZM16 190V189H15ZM34 190V191H33ZM45 190V189H44ZM79 190H81V192L79 191ZM142 190V189H141ZM6 191V192H7ZM13 191V190H12ZM66 191V192H65ZM143 191H145V190H143ZM19 192V191H18ZM65 192V193H64ZM134 193H136V191L134 190L133 191ZM138 193L139 192H142V191H140V190H138L137 191ZM146 192V191H145ZM177 192V191H176ZM10 193H12V192H10ZM43 193V192H42ZM98 193V192H97ZM103 193V192H102ZM102 193H98V194H102ZM167 193V192H166ZM165 193V194H166ZM6 194V193H5ZM9 194V193H8ZM15 194V193H14ZM95 194V195H94ZM104 194V193H103ZM102 194V196L101 197H103L104 195ZM137 194V193H136ZM164 195V194H163ZM169 194H167L166 196H168ZM7 196V195H6ZM15 196V197H16ZM95 196V197H94ZM165 196V195H164ZM7 197H9V196H7ZM121 197H123V196H121ZM121 197H120V199H121ZM169 197H170V195H169ZM4 199V201H3V199ZM10 198V197H9ZM92 198H94L93 200H92ZM105 198H107V195H106V197ZM113 198V197H112ZM118 198V197H117ZM161 198V197H160ZM98 199V198H97ZM109 199V198H108ZM114 199H116V198H114ZM117 200V202H118V199H116ZM108 201V200H107ZM113 201V200H112ZM123 201V200H122ZM5 203V204H3V203ZM106 202V201H105ZM105 202H104V200H103V203L105 204ZM120 202V201H119ZM6 203H8V206H7V204ZM101 203H102V201H101ZM112 203V202H111ZM150 204V203H149ZM106 205V204H105ZM104 205V206H105ZM110 205V204H109ZM120 205H121V203H120ZM119 205V206H120ZM124 205V204H123ZM179 205V204H178ZM103 206V205H102ZM104 206H103V208H104ZM154 206V205H153ZM149 209V208H148ZM248 209V208H247ZM34 210H37L39 213H40V219H41V221L39 222V219H37L36 221L38 222H36L35 221V218H33V220L35 221H32V225L31 224H29V222H28V218L30 217V215L29 214H32V212L34 213ZM116 210V209H115ZM147 210V209H146ZM145 210V211H146ZM244 210V209H243ZM126 213V212H125ZM146 213V212H145ZM183 213H185V211L183 212ZM103 214V213H102ZM104 214V215H105ZM29 215V216H28ZM33 215V214H32ZM31 215V216H32ZM35 215V214H34ZM128 215V214H127ZM126 215V217H128ZM148 215V214H147ZM153 215V214H152ZM187 215V214H186ZM37 216V215H36ZM35 216V217H36ZM106 216H105V218H106ZM117 216H116V218H117ZM154 216V215H153ZM25 217L27 218V220H25ZM33 217V216H32ZM122 217H124V218H122ZM150 217V216H149ZM38 218H39V216H38ZM121 218L123 219L122 221H121ZM162 218V217H161ZM29 219H32V218H29ZM133 219V218H132ZM131 219V220H132ZM151 219V218H150ZM184 219V218H183ZM45 220V221H44ZM145 220V219H144ZM159 220V219H158ZM44 221V222H43ZM33 222L35 223V224H33ZM126 222V221H125ZM138 222V221H137ZM144 222V221H143ZM160 222V221H159ZM127 223H128V220H127ZM134 223V222H133ZM192 224V223H191ZM141 225V224H140ZM143 225V224H142ZM141 225V228L143 227ZM190 225V224H189ZM8 226H7V229H8ZM132 226H133V224H132ZM138 226V225H137ZM12 227H10V228H12ZM5 229H6V227H4ZM133 228V227H132ZM2 229H1V232H2ZM129 229V230H128ZM137 229V228H136ZM142 229H144V228H142ZM9 230H11L12 231V229H9ZM7 231V230H6ZM127 231H130V232H127ZM137 231H138V229H137ZM4 232V231H3ZM161 232V231H160ZM152 233V232H151ZM147 234V233H146ZM148 237V236H147ZM8 238V239H7ZM128 241V243H125V245H124V242H122V241ZM126 241V242H127ZM149 241V240H148ZM156 244V243H155ZM160 244V243H159ZM130 245L131 246H133V249H134V251L132 252H129L130 250ZM151 247V248H150ZM153 247V248H152ZM122 248V249H121ZM1 250L0 251H2V248H0ZM156 249V248H155ZM164 249V248H163ZM151 251V252H150ZM166 251V250H165ZM14 253H16V254H14ZM125 253H127V254H125ZM172 253V252H171ZM18 254V255H17ZM160 254V253H159ZM158 254V255H159ZM169 254V253H168ZM173 254V253H172ZM164 255V254H163ZM147 256H148V260H147ZM169 256H170V254H169ZM146 257V258H145ZM166 257V256H165ZM14 258H13V260H14ZM178 259V258H177ZM10 260L8 261V264L10 263ZM14 260V261H15ZM168 260V259H167ZM16 261V264L18 263ZM12 262V261H11ZM132 262H131V264H132ZM156 262H157V260H156ZM162 262V261H161ZM179 262V261H178ZM41 263V264H42ZM48 263V262H47ZM134 263V262H133ZM149 263V262H148ZM165 263V262H164ZM12 264V263H11ZM13 264H15V263H13ZM39 264V263H38ZM52 264V263H51ZM153 264V263H152Z\"/></svg>","mask_w":264,"mask_h":264}]
</instances>
